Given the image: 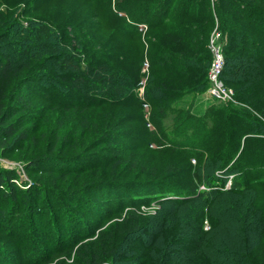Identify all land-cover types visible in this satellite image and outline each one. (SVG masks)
<instances>
[{
    "label": "trees",
    "instance_id": "16d2710c",
    "mask_svg": "<svg viewBox=\"0 0 264 264\" xmlns=\"http://www.w3.org/2000/svg\"><path fill=\"white\" fill-rule=\"evenodd\" d=\"M87 1L96 8L97 18L120 37L138 40L143 31L168 26L172 31L166 36L173 35L170 41L159 42L154 56L149 57L148 78L140 96L139 85L145 76L141 72L143 66L127 73L112 69L104 63V58L100 60L88 52L82 53L75 43L78 39L70 38L50 21L38 18L18 22L11 17L7 23H0V152L18 142L21 145L16 148L23 149L31 134L36 133L33 124L42 117L29 109L33 107L31 96L43 98L64 110L75 106L124 105L134 106L141 112L135 117L139 125L131 128L134 132L129 128V133L124 134L119 132L117 124L99 126L92 122L88 125L82 120L79 132L89 131L92 137L82 144L71 145L73 155H41L37 146L30 151L28 167L52 159L62 166L91 161L99 153L90 156L86 150L93 144L105 145L110 149V157L103 159L101 166L110 168L108 178L84 182L75 190H64V196L84 200L86 206L93 207L91 210L97 217L107 218L124 207L133 208L116 224L117 233L112 231L102 236L104 232H99L89 243L91 247L82 242L84 250H73V247L79 240L92 237L94 232L84 225L87 222L67 211V223L61 221L51 230L55 235L52 239L55 245H62L60 249L64 248L68 258L73 250L77 259L54 264L106 261L113 264H262L256 251L261 243L258 238L264 234V220L251 213L258 210L248 202L247 196L252 185L264 186V0ZM212 32L218 33L224 55L221 79L233 89L237 103L209 97L211 101L197 112L193 97L202 94L208 86ZM148 42L151 45L149 39ZM14 44L19 48L18 58L12 51ZM52 51L56 63L50 64L46 59ZM15 60L20 65L16 66ZM231 64L236 65L232 68ZM145 105L149 113L144 117ZM126 136H134L141 146L185 160L192 176L188 189L170 183L154 169H149L140 181L122 178L120 167L124 155L119 145L121 137ZM81 168L73 172L78 173ZM62 169L67 172L66 168ZM176 173V169L169 167L166 174ZM14 179L12 174L0 175V194L10 202L22 190L27 192ZM97 194L110 211L101 202L93 201L92 196ZM154 200L165 211H186V220L180 221L183 224L177 227L169 218L160 216L162 221L143 226L137 207L139 203L149 205ZM228 209L242 214L240 221L244 228L250 229L247 233H252L253 240L246 242L248 234H244L230 241L231 246L218 238L217 231L226 221L223 213ZM5 214L4 209L0 210V219ZM130 217L132 220L127 221ZM204 222L208 230L204 229ZM254 233L259 237L255 238ZM138 246L143 248L138 251ZM45 257L46 250L32 243L26 255L17 260L21 264H42Z\"/></svg>",
    "mask_w": 264,
    "mask_h": 264
},
{
    "label": "rangeland",
    "instance_id": "374dc122",
    "mask_svg": "<svg viewBox=\"0 0 264 264\" xmlns=\"http://www.w3.org/2000/svg\"><path fill=\"white\" fill-rule=\"evenodd\" d=\"M11 17H15L18 22H27L40 18L52 22L55 26L57 24L60 27V31L67 32L70 38L73 36L75 40L78 39L75 43L82 53L88 52V55L93 54V56L95 55L100 60L104 58L106 60L104 63H107L110 68L116 69L119 72L127 73L143 66L141 72L145 73V76L139 85L140 96H143L145 80L148 78L149 57L154 56L159 42L170 41L173 35L171 33L169 36H166L172 31L170 29L171 26H168L165 29H151L146 33L143 31L138 40L120 37L114 34L112 30L107 28L97 18L96 8L87 0H0V23H7ZM105 21L110 23L109 20ZM140 27L141 29H146L145 25H140ZM77 28H79V31H77ZM214 36L216 39L213 45H218L217 47L221 48L218 43V33L212 32L209 40L212 59L207 69V75L211 70L214 59L212 52V40ZM148 39L151 41V45H149V42L146 43ZM12 51L16 54V58L20 57L17 44L13 45ZM48 53L50 56L47 57V62L50 64L56 63L55 58L52 56L54 51ZM222 56L224 64L223 53ZM14 63L17 66L21 62L15 60ZM237 64L240 63L238 62ZM234 65L236 64H231L232 68ZM238 67H242V65ZM221 71L222 68L220 70V78ZM221 82L224 83L222 79ZM61 85L67 86V83L61 82ZM224 85L227 86L225 83ZM184 87L186 88L187 86H182L181 88ZM232 97V101L237 103L234 96ZM31 99L33 107H29V109L42 117L37 124H35L36 122L33 124L36 125V133L31 134L30 141L23 144V149L16 148L18 145H21V142H18L0 152V175L2 174L4 177L5 173L12 174L15 177V183L22 189H27V192L25 190L19 192L17 197H15L16 200L13 202H10L8 198H3L2 193L0 194V210L4 209L6 211L3 219H0V225H4L0 228V264H21L17 259H22L26 255L32 243L46 250V257L42 264H54L57 261L71 263L73 258L77 259L73 250H84V247L82 248L81 245L82 242L86 241L85 244L91 247L89 243L99 232H104L102 236L112 233V231L117 233L119 228L116 224L121 222L123 216L133 208L124 207L121 212L112 213L107 218L97 217L94 211L91 210L93 207L86 206L84 200L77 201L64 196V190H75L84 182L108 178L110 168L101 166L103 159L110 157L108 153L110 149L106 148L105 145L97 146L93 144L90 149L86 150V153L90 156L94 153H99L100 158L98 160L96 158L99 156H96L84 164L69 162L68 164H62V166L55 159H52L49 162H41L39 166L28 167L27 160L29 157H32L30 151L37 146L41 155L45 153H51L52 156L73 155L74 150L71 149V145L78 142L82 144L86 140L89 141L90 137H92L89 131L86 133L79 132V123L82 120L87 121L88 125L92 122H97L99 126L106 123L110 125L117 124L119 125V132L124 134L128 132L129 128L136 129L139 122L135 117L141 115V112L134 106L124 105L75 106L73 109L64 110L54 107L50 101L47 102L43 98L31 96ZM193 99L197 106L195 107V111L197 112H201L204 105L211 101L202 94L195 95ZM148 108V105L144 106V117L149 113ZM36 110L38 111L36 112ZM251 112L258 115L254 111ZM165 124H170V121L167 119ZM131 132H134V130ZM127 136L125 138L121 137L119 145V149H121L124 155V162L120 167L122 178L140 181L145 178L146 172L149 169H154L159 176H162L170 183L172 182L180 185L183 189H188L192 182V176L188 163L185 160L154 151L147 146H141L137 144L133 138L134 136ZM192 163L195 164L194 159H192ZM62 167L66 168L67 172H63ZM169 167L176 169L178 173L174 175L166 174ZM75 168H81L82 170L74 173L73 169ZM92 199L98 204L101 202L100 205L110 211L108 205L104 204L99 194L92 196ZM247 200L253 203L256 211L258 210V212L251 211V213L264 220V186L252 185ZM139 204L137 214L140 216L139 222L144 224L143 226L150 223L156 224L162 221L161 218H169L178 227V225L183 224L180 221H185L187 218L186 211H165L164 206H161L162 204H159L157 200L151 201L149 205L144 203ZM132 207L136 208V206ZM67 211L76 214L78 220L87 222L84 225L89 226L90 232H94L92 237H88L83 241L79 240L80 242L78 241L74 245L70 258L67 257V254L65 255L64 248L60 249L61 244H54L52 237H55V235L53 231L51 232L61 221L65 224L67 223ZM223 214H225L223 219L226 221L217 231L219 239L226 240L229 243L230 241L237 240V237L241 238L242 235L248 234L249 241L246 242L253 240L254 236L252 237V233H247L250 229L244 228V224L240 221L243 218L241 213L228 209ZM248 215H250V210ZM160 216L161 218H159ZM129 219L127 221L132 220L131 217ZM204 225V229L208 230L209 226L207 222H204ZM240 228L244 230H240ZM190 231L189 237H191ZM146 235L152 234L146 233ZM258 237L256 234L255 238ZM258 239L261 240V243L256 251V257L264 264V234H261ZM229 245L232 246V243H229ZM140 247L138 246V251ZM102 264L113 263L106 261Z\"/></svg>",
    "mask_w": 264,
    "mask_h": 264
},
{
    "label": "built area",
    "instance_id": "2783aa9c",
    "mask_svg": "<svg viewBox=\"0 0 264 264\" xmlns=\"http://www.w3.org/2000/svg\"><path fill=\"white\" fill-rule=\"evenodd\" d=\"M216 37L214 36L212 40V52L214 55L213 64L211 70L208 72L207 79H208V86L206 90L202 93L205 97H210L212 99H216L221 102H229L233 99V92L231 88H228L221 82L220 78V70L223 64V56L221 48L214 46L213 43ZM220 46V45H219ZM147 108V106H146ZM151 127V124H150Z\"/></svg>",
    "mask_w": 264,
    "mask_h": 264
}]
</instances>
